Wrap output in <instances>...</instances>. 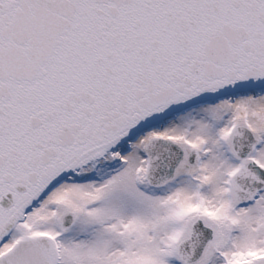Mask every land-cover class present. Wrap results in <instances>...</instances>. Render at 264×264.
<instances>
[{
  "label": "snow or ice",
  "instance_id": "6c2138e0",
  "mask_svg": "<svg viewBox=\"0 0 264 264\" xmlns=\"http://www.w3.org/2000/svg\"><path fill=\"white\" fill-rule=\"evenodd\" d=\"M0 264H264V0H0Z\"/></svg>",
  "mask_w": 264,
  "mask_h": 264
}]
</instances>
